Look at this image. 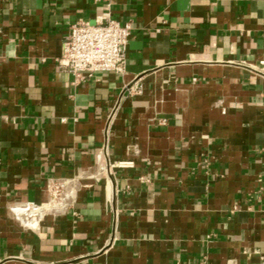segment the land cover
I'll return each instance as SVG.
<instances>
[{"label":"crops","instance_id":"crops-1","mask_svg":"<svg viewBox=\"0 0 264 264\" xmlns=\"http://www.w3.org/2000/svg\"><path fill=\"white\" fill-rule=\"evenodd\" d=\"M107 12L126 69L76 80L70 27ZM66 178L64 211L14 219ZM262 257L264 0H0V264Z\"/></svg>","mask_w":264,"mask_h":264},{"label":"built area","instance_id":"built-area-1","mask_svg":"<svg viewBox=\"0 0 264 264\" xmlns=\"http://www.w3.org/2000/svg\"><path fill=\"white\" fill-rule=\"evenodd\" d=\"M132 31L131 22L121 23L109 12L95 21L80 20L70 27L59 64L72 72L76 80L94 76L97 72H123L127 65V46ZM132 90L139 91L138 86ZM76 179L50 181L48 198L43 202L28 201L13 205L10 210L22 227L37 230L48 214L64 211L76 194ZM256 264H264V257Z\"/></svg>","mask_w":264,"mask_h":264}]
</instances>
